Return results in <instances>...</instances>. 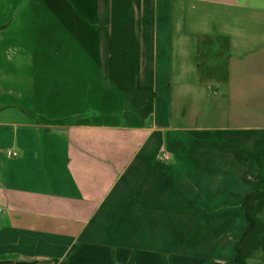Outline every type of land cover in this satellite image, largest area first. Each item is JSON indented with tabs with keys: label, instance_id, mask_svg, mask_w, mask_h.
Returning a JSON list of instances; mask_svg holds the SVG:
<instances>
[{
	"label": "crops",
	"instance_id": "crops-1",
	"mask_svg": "<svg viewBox=\"0 0 264 264\" xmlns=\"http://www.w3.org/2000/svg\"><path fill=\"white\" fill-rule=\"evenodd\" d=\"M24 11L0 36V264H232L264 190V0Z\"/></svg>",
	"mask_w": 264,
	"mask_h": 264
},
{
	"label": "trees",
	"instance_id": "trees-1",
	"mask_svg": "<svg viewBox=\"0 0 264 264\" xmlns=\"http://www.w3.org/2000/svg\"><path fill=\"white\" fill-rule=\"evenodd\" d=\"M245 226L234 245L232 264L257 259L264 264V190L245 195L241 201Z\"/></svg>",
	"mask_w": 264,
	"mask_h": 264
},
{
	"label": "rangeland",
	"instance_id": "rangeland-1",
	"mask_svg": "<svg viewBox=\"0 0 264 264\" xmlns=\"http://www.w3.org/2000/svg\"><path fill=\"white\" fill-rule=\"evenodd\" d=\"M26 1L27 0H0V36L5 34L6 39L13 37L23 41V26L19 25L21 26L19 30L16 28L15 23L9 26V22L15 21L19 16L27 15L26 11H24ZM23 74L25 75V73Z\"/></svg>",
	"mask_w": 264,
	"mask_h": 264
},
{
	"label": "built area",
	"instance_id": "built-area-1",
	"mask_svg": "<svg viewBox=\"0 0 264 264\" xmlns=\"http://www.w3.org/2000/svg\"><path fill=\"white\" fill-rule=\"evenodd\" d=\"M7 156H8V157H16L17 155H16V153H14V152H7ZM160 159H161V160H167L168 157H167V155H166L165 153H162V154L160 155Z\"/></svg>",
	"mask_w": 264,
	"mask_h": 264
}]
</instances>
